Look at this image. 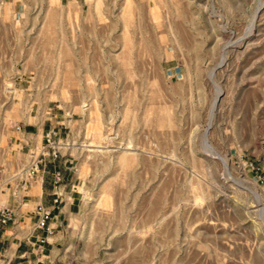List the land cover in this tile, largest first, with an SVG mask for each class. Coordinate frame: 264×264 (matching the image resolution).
<instances>
[{
  "label": "rangeland",
  "instance_id": "374dc122",
  "mask_svg": "<svg viewBox=\"0 0 264 264\" xmlns=\"http://www.w3.org/2000/svg\"><path fill=\"white\" fill-rule=\"evenodd\" d=\"M263 2L0 0V207L41 146L14 126L59 122L55 264H264Z\"/></svg>",
  "mask_w": 264,
  "mask_h": 264
},
{
  "label": "crops",
  "instance_id": "0c3cea01",
  "mask_svg": "<svg viewBox=\"0 0 264 264\" xmlns=\"http://www.w3.org/2000/svg\"><path fill=\"white\" fill-rule=\"evenodd\" d=\"M67 10L84 6V0H57ZM45 125L29 124L21 140V148L28 152L42 142ZM61 161L47 160L36 175L26 192L20 197L11 189L7 195L5 207L12 210L14 221L0 224V264H55L53 253L62 241V231L69 218L80 211V196L76 188L77 175L71 166ZM62 169L63 183L58 190L52 188L53 171ZM72 186V187H71ZM60 192L61 203L58 208L52 207L54 192ZM38 205L52 210V217L47 221L50 229L36 228L37 216L34 210ZM43 237L44 242L39 239Z\"/></svg>",
  "mask_w": 264,
  "mask_h": 264
},
{
  "label": "built area",
  "instance_id": "2783aa9c",
  "mask_svg": "<svg viewBox=\"0 0 264 264\" xmlns=\"http://www.w3.org/2000/svg\"><path fill=\"white\" fill-rule=\"evenodd\" d=\"M59 124V122H55L53 126L49 127L44 132V136L41 142V146L38 150V152L35 154L34 151L32 152V158L29 162V164L25 167H21V171L17 172L14 176L19 177V188L22 187L24 191H26L32 182L34 181L36 175L38 174L41 166L47 162V160L51 161H61L62 158H64L62 164L67 165L72 164V158L69 156H64L61 152V150L64 147H68L69 143L62 142L60 140V133L58 129L56 128V125ZM14 129L18 132H22L23 127L22 125L18 124L14 126ZM15 178V179H16ZM63 183V174L62 169L60 167H56L53 171V179H52V188L58 190V187ZM72 187V186H71ZM52 198V207L58 208L59 204L61 203V193L56 191L53 193ZM52 210L42 206L38 205L36 209L34 210V214L37 216L36 228H46L48 231H50L47 221L52 217ZM14 221V215L11 209L3 206L0 207V224L7 225ZM40 243L44 242V238L41 237L39 239Z\"/></svg>",
  "mask_w": 264,
  "mask_h": 264
},
{
  "label": "bare ground",
  "instance_id": "6f19581e",
  "mask_svg": "<svg viewBox=\"0 0 264 264\" xmlns=\"http://www.w3.org/2000/svg\"><path fill=\"white\" fill-rule=\"evenodd\" d=\"M262 6H264V2L262 3ZM259 10V9H258ZM258 10H257V13H258ZM257 13H255V14H257ZM257 16V15H256ZM256 18H255V20L254 21H252V24L250 25V27H249V29H248V33H247V36H251V35H253L254 34V32H255V25H256ZM226 53V52H225ZM226 60H227V56L226 55H224L223 57H222V60H221V64H224L225 62H226ZM211 74V78H213L214 76V72H211L210 73ZM210 76V75H209ZM217 88V91H218V94H217V97H216V99H215V101H214V105H216L217 103H218V100H219V98H220V96H221V94H222V90H221V88L219 87V86H217L216 87ZM85 105V104H84ZM84 107V106H83ZM214 107V106H213ZM33 154V153H32ZM106 191V190H105ZM104 191V192H105ZM105 195H107V193L105 194ZM109 195V194H108ZM106 196V197H109V196Z\"/></svg>",
  "mask_w": 264,
  "mask_h": 264
}]
</instances>
